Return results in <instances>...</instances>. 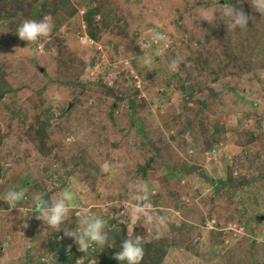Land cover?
Listing matches in <instances>:
<instances>
[{
    "label": "rangeland",
    "instance_id": "1",
    "mask_svg": "<svg viewBox=\"0 0 264 264\" xmlns=\"http://www.w3.org/2000/svg\"><path fill=\"white\" fill-rule=\"evenodd\" d=\"M231 5L247 28L228 30ZM46 16L48 36L16 35ZM149 29L168 37L160 56ZM3 81L0 264H119L128 236L141 264H264V0H0ZM66 188L73 228L82 208L118 225L110 248L80 252L32 215L35 193Z\"/></svg>",
    "mask_w": 264,
    "mask_h": 264
},
{
    "label": "clouds",
    "instance_id": "2",
    "mask_svg": "<svg viewBox=\"0 0 264 264\" xmlns=\"http://www.w3.org/2000/svg\"><path fill=\"white\" fill-rule=\"evenodd\" d=\"M255 8L261 13L260 7L254 5ZM223 16L227 17L226 26L228 30L235 31L237 29L243 30L247 28L248 16L241 10L236 9L231 5L223 13ZM209 23L214 22L213 19L206 18ZM53 29L51 19L44 17L40 20L25 19L16 29V35L21 41H26L29 44L39 41L42 37H46ZM152 33L148 41L149 46L152 43H156L158 46L154 49V55L160 56L164 52V47L159 46L161 43L167 45L168 37L165 33L156 31L155 29H149ZM144 55L140 56L144 65H150L153 63L152 56L144 51ZM179 58H173L170 61L169 67L175 71L179 65ZM130 188L132 185L129 186ZM138 191L143 192L144 196H138L137 199H147V186L137 185ZM26 197V193L22 189L10 188L3 194V201L9 205L10 209H18L21 213L19 204ZM75 193L66 188L57 194L55 199H46L43 193H35L32 196L33 214L37 220L43 222L45 228L55 229V233L62 232L63 238H69L77 246L78 251L85 253L92 246L104 247L109 243V231L117 228L118 225L109 226V223L89 211L87 208H82L77 216L80 217L77 224L68 223V217L70 212V203L73 201ZM126 207V201L124 202ZM144 207H137L134 211L142 213L147 220H151V216L145 211ZM22 214V213H21ZM24 216V215H23ZM123 223V220L120 221ZM107 229V230H106ZM71 248V245H69ZM72 250V249H71ZM144 249L142 246V238L140 236L127 237L123 240L120 250L114 255L113 259L119 262V264H141L143 259Z\"/></svg>",
    "mask_w": 264,
    "mask_h": 264
},
{
    "label": "trees",
    "instance_id": "3",
    "mask_svg": "<svg viewBox=\"0 0 264 264\" xmlns=\"http://www.w3.org/2000/svg\"><path fill=\"white\" fill-rule=\"evenodd\" d=\"M93 36H94V34L91 32L90 33V37L93 38ZM9 90L10 89L7 86L5 87V82L3 81L1 83V86H0V96H4V94L9 92ZM223 184L225 186L229 187V188H234V189H237L239 186H243L242 183H238V184L235 185L234 182H232L231 180L223 181ZM69 244H70L69 241H63L62 243H54V244H52L54 249L55 248H59L58 255L60 257L61 262L63 261V259H65V260L67 259L66 255H67V252H68V245ZM74 250H76V249H74ZM72 251L73 250L69 251V253L72 252ZM71 254L75 255L76 252L73 251Z\"/></svg>",
    "mask_w": 264,
    "mask_h": 264
}]
</instances>
